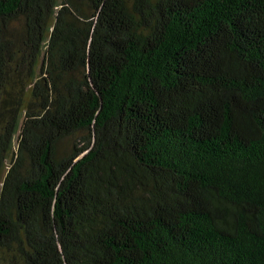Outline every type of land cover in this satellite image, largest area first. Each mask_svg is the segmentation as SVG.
Returning a JSON list of instances; mask_svg holds the SVG:
<instances>
[{
	"label": "trees",
	"instance_id": "16d2710c",
	"mask_svg": "<svg viewBox=\"0 0 264 264\" xmlns=\"http://www.w3.org/2000/svg\"><path fill=\"white\" fill-rule=\"evenodd\" d=\"M0 264H264V0H0Z\"/></svg>",
	"mask_w": 264,
	"mask_h": 264
},
{
	"label": "rangeland",
	"instance_id": "374dc122",
	"mask_svg": "<svg viewBox=\"0 0 264 264\" xmlns=\"http://www.w3.org/2000/svg\"><path fill=\"white\" fill-rule=\"evenodd\" d=\"M18 135H19V133L16 135V138H15V149L17 148V146H18ZM61 145H62V148H69L70 147V145H71V141H70V139L69 138H66V139H64L63 141H62V143H61ZM11 162H12V159H11V157L7 160V165H8V167L10 166V164H11Z\"/></svg>",
	"mask_w": 264,
	"mask_h": 264
}]
</instances>
